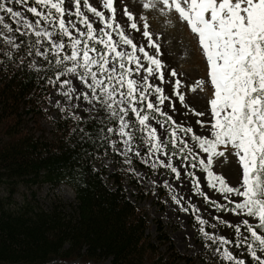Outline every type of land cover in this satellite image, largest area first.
<instances>
[{
    "label": "trees",
    "instance_id": "16d2710c",
    "mask_svg": "<svg viewBox=\"0 0 264 264\" xmlns=\"http://www.w3.org/2000/svg\"><path fill=\"white\" fill-rule=\"evenodd\" d=\"M32 2V1H31ZM1 18V16H0ZM7 20L10 15L6 14ZM0 24V264H51L81 260L110 264H194L181 254L161 224L150 233L151 220L138 202L152 194L125 168L115 149L118 120L99 104L96 114L73 119L66 114L54 121L46 110L55 88L56 63L44 38L36 44L34 32H16L19 46L10 51ZM68 40V37H64ZM97 47H103L97 44ZM44 51V55L39 54ZM67 53H59L62 57ZM41 60L40 68L35 66ZM149 116L171 121L142 108ZM78 117V116H77ZM107 117V119H105ZM135 138L151 149L147 133L135 115ZM52 122V128H45ZM171 138V136H168ZM169 140V149L180 152ZM109 162V163H108ZM69 187L73 203L54 201L43 208L35 199L43 187ZM135 190L132 197L126 186ZM29 191L20 194L21 189ZM166 194L163 192L161 195ZM15 196H21L17 201ZM18 198V197H17ZM212 250L217 244L210 243ZM248 254V253H247ZM248 258L251 257L248 254ZM253 262V261H252Z\"/></svg>",
    "mask_w": 264,
    "mask_h": 264
},
{
    "label": "snow or ice",
    "instance_id": "6c2138e0",
    "mask_svg": "<svg viewBox=\"0 0 264 264\" xmlns=\"http://www.w3.org/2000/svg\"><path fill=\"white\" fill-rule=\"evenodd\" d=\"M71 2L76 8L77 20L84 24L86 29H77L78 36H74L69 30V27L75 28V24L72 21L66 24L63 18L68 11L63 7L64 0H32V6L27 7L28 12L46 21L51 20L52 27L59 29L58 39L50 44V50L56 54V63L63 65V71L57 73V76L75 77L87 89L78 92V95L93 108L99 104L112 119L119 121L117 129L106 127L101 131L118 132L120 137L127 138L124 140L127 146L133 137L126 130L131 120H126L125 117L131 112L135 115L140 130L147 133V142L151 149L159 151L162 145L158 142L157 130L148 123V113L142 112L141 109L146 108L150 112L158 113L169 121L172 117L149 100L150 93L155 94L159 104H163L168 97L164 95L162 87L149 83V77L153 74L163 82L164 72L163 62L158 58L159 45L148 30L146 18H140L145 21L142 25V36L147 38L150 47L156 49L153 55H150L144 46L134 43L121 29L119 23L114 24L113 0H104L102 5L113 14L107 19L103 12L89 4L88 0H83V3L107 29L116 32L119 42L114 41L111 32L104 28L99 29L101 35L97 36L93 24L80 11V0ZM15 3L26 4V0H15ZM141 7L151 10L159 8L164 14L175 11L197 38L206 58L207 75L213 89L211 99L208 101L211 106V119L206 122L197 121L201 126L204 123L211 125L207 129L210 136L195 133L192 135V140L207 154L206 160H199V166L207 173L208 186L224 194L225 199L230 195L242 198L238 201H229L234 207L225 209L221 205H216L218 209L258 221L255 227L248 219H243L235 225L225 221L226 226L234 228L236 241H229L225 236H213L203 227L199 231L217 244L215 252L222 260L230 264H245L244 259L234 256L228 247H225L229 243H235L236 247L244 245L255 264H264V0H143ZM0 10L13 18H19L17 23L23 21L24 27L33 31L37 37V45H40L44 38L52 41L51 31L37 30L38 20L36 25L29 23L20 11H14L13 7L7 6L3 0H0ZM123 14L128 18L131 29L140 31L133 13L125 8ZM0 24H3V18H0ZM3 26L8 28L7 24ZM64 37H68L70 54L61 57L59 53L65 49ZM97 44L103 47H97ZM119 45L128 46L130 50L121 51ZM13 47L17 45L14 44ZM137 51L143 54L142 59L147 62V66L141 63V57L136 55ZM141 71L147 75L140 76L139 80L134 78L133 74H139ZM170 76H177L175 70H171ZM71 83L69 80L61 81L62 85ZM204 83L203 80L196 82L201 90ZM180 84L179 79L174 81L176 89H179ZM73 91L77 89L70 87L64 92V96L72 99ZM176 95L183 103L184 95L179 91ZM73 119L80 117L74 115ZM180 127L185 133L192 132L190 127ZM175 135L173 131L171 141L173 144L177 143ZM184 147L187 148L186 143ZM229 147L242 169L241 182L236 187L229 186L223 175L212 171L214 157L224 156ZM195 166L194 164L193 167ZM168 167L179 177L176 168L171 165ZM193 190L208 199L201 192L199 181H194ZM197 220L201 225L206 223L200 217H197ZM241 225L247 233L242 238Z\"/></svg>",
    "mask_w": 264,
    "mask_h": 264
},
{
    "label": "rangeland",
    "instance_id": "374dc122",
    "mask_svg": "<svg viewBox=\"0 0 264 264\" xmlns=\"http://www.w3.org/2000/svg\"><path fill=\"white\" fill-rule=\"evenodd\" d=\"M31 1L26 0V4H16L15 0H3L7 6L13 7L14 11H20L29 23L36 25L38 20L37 30L48 29L52 32V41L50 42L56 41L59 34L58 27L54 29L51 20L46 21L42 17H36L28 12L27 7L32 6ZM103 2L104 0H88V3L96 7L98 11L103 12L107 19L113 14L102 6ZM142 3L143 0H113V7L115 8L114 24L119 23L121 29L133 39L134 43L138 46H144L145 50L150 55H153L156 53V49L150 47L147 38L142 36V25L145 21L140 18H146V22L149 25L148 30L152 34L153 40L159 45L158 58L163 62L162 70L164 72L163 82L159 80L156 74H153L149 77V83L162 87L164 95L168 97L163 104H159L155 94L150 93L149 100L172 117L171 122L174 129H171L165 121L149 116L148 123L156 128L159 138L158 142L162 146L159 151L147 149L135 138L133 121L127 116L125 119H130L131 123L126 130L132 134L133 138L126 146L124 140L127 138L120 137L118 141L113 143V146L125 158V168L135 175L144 190L152 192L149 198L138 202L141 207L146 209L151 220V235L156 237V226L159 222L164 231L167 232V235L170 236L176 249L181 254L191 257L194 264H230V262L222 260L219 254L211 249L210 243H213V241L203 236L199 229L203 227L206 232L213 236H225L229 241H236L234 228L226 226L225 221L235 225L243 219H248L250 223H253L254 227L258 224V221L227 210L218 209L216 205H221L225 209L234 207V204H230L229 201H238L242 198L230 195L228 199H225L224 194L208 186L207 173L202 171L199 166V160H206L207 154L202 152L196 142L192 140V135L195 133L196 135L210 136L207 129L211 126L208 123H204L203 126L197 123V121L206 122L211 119V106L208 101L211 99L213 89L207 75L206 58L202 53L197 38L191 32L187 23L179 19L175 11L170 14H164L160 12L159 8L155 10L143 9L141 7ZM63 7L68 9L63 17L66 24L68 21H72L75 24V28L69 27V30L72 31L74 36H78L77 29H86L84 24L80 23L75 16L76 8L74 4L71 0H64ZM125 8L133 13L140 31L131 29L128 18L123 14ZM44 11H47V9H44ZM80 11L93 24L94 29L97 30L95 32L97 36L101 35L99 32L101 28L111 32V30L106 28L105 24L100 22L98 17L84 7L83 0H80ZM6 14L8 13L0 10V16L3 18L4 24L8 25V28H5L2 34L7 42L8 49L16 51L19 46L16 32L27 29L24 27L23 21L17 23L19 18H13L9 14L10 20H7ZM111 35L114 41L119 42V36L116 32H111ZM63 41L65 42V49L60 53L69 52L70 54L67 41L64 39ZM14 44L17 47H13ZM126 49L130 50L128 46L119 45V50L124 51ZM44 53V51L39 52L41 56ZM136 55L141 57V63L147 66V62L142 59L143 54L137 51ZM41 63L40 59H36L35 66L40 68ZM171 70H175L177 73L176 77L170 76ZM142 75L147 74L143 71L139 74H133L137 80ZM176 79L181 81L179 89L174 87ZM63 80H69L72 83L71 85H62L61 81ZM199 80L205 81L202 90L196 84ZM70 87L77 89V91L72 92V99L64 96V92L68 91ZM83 91H87L86 87L81 85L75 77L71 75H60L57 77L55 88L50 94L48 105L46 106L49 116L56 121L66 114L78 117L96 114L98 104L93 108L87 101H84L82 96L78 95V92ZM177 91L184 95L183 103L176 95ZM197 113H203V115H197ZM180 126L183 128L190 127L192 132L185 133ZM45 128L50 130L52 122L46 124ZM173 131L176 133L174 139L177 141L173 146L180 151L178 153L169 149L168 143L170 139H173ZM169 135L171 138L168 137ZM185 143L187 148L184 147ZM189 149H191L190 153ZM194 164L196 165L195 167H193ZM168 165L177 169L179 177L171 171ZM212 171L223 175L229 186L236 187L241 182L242 169L237 158L232 154L230 147L225 151L224 156L214 157ZM194 181H199L200 190L208 197L207 200L203 195L193 190ZM126 189L130 196L135 192L130 185H127ZM163 192H166V194L161 195ZM22 193H26L27 196L30 195V192H25L23 188L20 191V194ZM15 199L19 201L21 196H15ZM35 199L43 208H49L54 201L73 203L75 195L69 187L62 185L56 189L43 187L36 192ZM197 217H200L206 223L201 225ZM245 235L247 233L244 231V226L241 225V238ZM225 247H228L234 256L244 259L245 264H255L254 261L252 262L248 258L244 245L236 247L235 243H229ZM51 264L110 263L109 261L95 263L74 260L67 262L55 261Z\"/></svg>",
    "mask_w": 264,
    "mask_h": 264
}]
</instances>
